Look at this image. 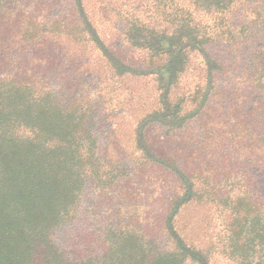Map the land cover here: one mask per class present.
<instances>
[{
	"label": "trees",
	"instance_id": "trees-1",
	"mask_svg": "<svg viewBox=\"0 0 264 264\" xmlns=\"http://www.w3.org/2000/svg\"><path fill=\"white\" fill-rule=\"evenodd\" d=\"M60 5L75 9V15L47 17ZM184 7L183 20L170 32L144 36L143 29L129 30V44L141 43L150 53L142 66L130 67L100 40L82 0H0V264H208L202 250L179 234L173 221L183 207L214 196L205 171L209 165L199 160L194 164L193 155H188L179 168L178 157L152 153L143 140V125L161 123L178 131L185 121L201 118L205 126L216 107L210 105V96L218 95L214 89L223 77L214 73L229 74L231 97L247 96L260 130L257 136L251 121L239 124L236 137H244L238 143L243 146L246 139L243 147L264 166V0H188ZM84 34L123 74L158 79L161 108L143 121L136 145L147 161L175 176L177 189L163 224L173 241L169 251L159 250L149 236L131 232L90 234L86 249L70 258L55 243V231L73 221L85 186L91 184L100 193L93 109L86 103L88 97L64 98L46 86L47 76H23L18 68L8 76L7 61L15 63L13 50L44 53L66 39L79 41ZM193 52L204 60L205 83L191 96L193 109L180 114L181 102L170 100L171 87ZM203 142L210 146L209 136ZM232 146L241 152L237 144ZM234 206L224 245L228 259L233 264H264V204L258 208L253 200L235 196Z\"/></svg>",
	"mask_w": 264,
	"mask_h": 264
},
{
	"label": "rangeland",
	"instance_id": "rangeland-1",
	"mask_svg": "<svg viewBox=\"0 0 264 264\" xmlns=\"http://www.w3.org/2000/svg\"><path fill=\"white\" fill-rule=\"evenodd\" d=\"M187 2L82 0V7L109 51L128 66L140 67L150 53L142 50L141 43L129 44V30L143 29L144 36L150 32H170L183 20ZM64 13L75 15V9L60 5L48 12L47 17L56 18ZM14 52L10 55L15 63L7 61L8 76L16 73L17 68L23 76H47L43 81L46 86L56 88L64 98L88 97L86 103L93 109L91 125L99 140L103 182L100 193L91 184L85 186L73 221L54 233L58 247L70 258L81 255L86 249V236L90 234L131 232L154 239L159 250H171L173 241L165 233L163 224L170 211L169 200L177 189L175 176L147 161L136 145L143 121L161 108L158 79L123 74L110 64L86 34L79 41L66 39L63 45L48 48L44 53ZM205 71L203 58L196 52L191 53L170 92L171 102H181L180 114L193 109L191 96L198 86H204ZM214 76L223 77L214 89L218 95L210 96V105L216 104V107L209 112L208 124L202 126L201 118H193L175 131L161 123L146 122L142 133L152 153L178 157L179 168L183 160H188V155H193L194 164L199 160L209 165L208 169L206 164L202 166L207 171L214 196H205L201 202L183 207L173 226L193 242L197 250H202L208 264H233L224 245L234 219V198L245 196L258 208L264 204V166L243 147L246 139L242 140L243 146L238 143L244 135L236 137L238 125H248L250 121L252 133L258 136L260 132L247 96L240 95L239 100H235L230 93L232 87L228 85L230 75L214 73ZM206 136L211 140L210 146H204ZM234 143L241 152L234 150ZM110 178L112 181H107ZM253 261L258 262V256Z\"/></svg>",
	"mask_w": 264,
	"mask_h": 264
}]
</instances>
